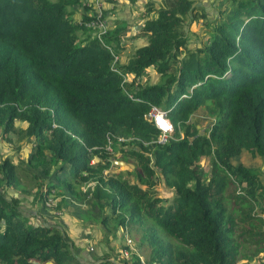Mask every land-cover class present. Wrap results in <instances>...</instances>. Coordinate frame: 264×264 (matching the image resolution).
I'll use <instances>...</instances> for the list:
<instances>
[{
	"label": "trees",
	"instance_id": "1",
	"mask_svg": "<svg viewBox=\"0 0 264 264\" xmlns=\"http://www.w3.org/2000/svg\"><path fill=\"white\" fill-rule=\"evenodd\" d=\"M79 1L0 0V138H33L28 163L47 152L57 166L47 183L32 176L30 188L44 200L55 190L83 198L81 185L92 182V207L107 209L102 225L113 220L135 242L130 264L260 260L264 185L256 168L232 158L243 150L264 158V0H223L193 48L185 26L204 9L160 0L149 11L148 1L132 35L119 25L102 37L118 56L129 41L145 39L114 64L118 73L97 39L77 40L83 28L68 9ZM148 67L158 81L133 85ZM151 105L165 109L173 127L163 144L147 117ZM198 109L211 119L202 131L190 121ZM113 151L132 164L131 178L108 171ZM15 167L0 156V186H20ZM70 246L58 226L31 223L0 187V264H78Z\"/></svg>",
	"mask_w": 264,
	"mask_h": 264
},
{
	"label": "rangeland",
	"instance_id": "2",
	"mask_svg": "<svg viewBox=\"0 0 264 264\" xmlns=\"http://www.w3.org/2000/svg\"><path fill=\"white\" fill-rule=\"evenodd\" d=\"M55 1V0H50ZM143 4L147 0H142ZM151 1V0H148ZM153 2H149L151 4V10L157 9V7L160 4V0H152ZM196 5L199 7H202L204 9V17H197L192 22H189L187 26H185V33L188 38V42L186 43V46L189 48L195 47L194 45L198 46L203 42L209 31V26L206 23V20L213 21L215 16V10L216 7H218L220 4H222L223 0H194ZM107 2V1H106ZM143 4L138 3L136 1L134 4H131L128 0H117L112 5L110 3L105 4V0H103V12H104V18L107 23L108 28H112L111 25L113 18H118L120 20H126L128 22V27L126 26V29L124 31L125 35H132L134 31L140 26L142 22V18L140 15L143 12ZM112 6V7H111ZM70 11V17L77 23L82 18L83 13V7L81 6V3L79 1V6H73L72 8L68 9ZM114 12H113V11ZM153 10V11H154ZM112 12L113 14H110L109 12ZM106 13V14H105ZM206 19V20H205ZM90 31H87L86 29H79L77 34V40H81L84 37H89L91 34ZM133 47V46H132ZM128 49V50H127ZM126 53H121L120 58L121 62L124 63L129 55L131 54V50L129 48H126ZM132 75H128L126 78V82H129L132 80ZM158 81V75L155 73L153 67L148 68L144 73L141 74V76L137 79H134L133 85L139 84V83H156ZM190 121L195 123L197 127L202 131L206 126L208 127V124L211 122L210 118H207L203 114L202 109H198L197 111L193 112L190 115ZM17 127H24V123L16 122L15 123ZM34 150V139L30 138H22L21 133H14L12 136H10L9 140H2L0 138V156L2 158L9 157L13 163L15 168L17 169L16 175L18 176V181L20 186L18 185V188L15 187H7L4 184H2L0 187L2 188V193L5 195L6 198H9L11 196L16 197L18 199V208L20 209L21 213L24 215H27L29 217V220L33 224H50V225H56L58 226L62 232L65 234L69 233L71 234L72 231H76L77 228V218H82V216L85 214V216H90L93 211L95 212V207H92L93 199L90 201V194L89 191L91 189L90 185H87L86 187L83 186L85 195L83 198H80V195L77 193L75 197L70 196L69 194L65 192H59L58 190L54 191V196L56 200V204L50 207H46L44 205V199H39L37 197V193L39 191V188L33 187L30 188V184L33 181L31 178L32 176H35L39 178V180L44 181L45 183L49 182L48 177L53 174L54 171H56L57 166L51 164L50 157L46 154L45 156L38 160V161H32L31 164L28 163V157L33 153ZM112 152V148L110 150ZM111 163L110 167L108 169L109 172H122L124 173L126 177L131 175V163H120L121 161L116 153L113 151V153L110 154ZM92 162H94V159H91ZM232 164H242L248 167H254L257 169L258 173V179L261 182L262 185H264V158L254 155L252 156L247 151H242L238 156L232 158ZM200 167L203 170H207L208 167V160L202 159L199 162ZM43 170H46L49 172L47 175L43 173ZM44 177V178H40ZM131 178V177H130ZM31 180V181H30ZM38 180V181H39ZM21 184L22 189L24 191H21ZM82 186V185H81ZM159 188L158 192L160 196H168L169 193H167L166 190H164L161 185H157ZM42 189V188H41ZM233 190V186L229 185L227 187V191L231 192ZM65 193V194H63ZM64 196V197H63ZM262 205L258 204L256 207L257 213L261 214V217L264 221V194L261 198ZM89 201V202H88ZM262 206V207H261ZM100 219V218H99ZM96 222V221H94ZM98 224V221H97ZM96 225V224H95ZM127 238L131 239L128 235H126ZM123 246L125 242V233L123 235ZM66 239L69 240L66 236ZM132 245L135 246V242L133 239L130 240ZM122 246V244H121ZM119 247V249L121 248ZM260 260H251V261H245L241 260L237 264H259L260 261L264 262V254L260 253Z\"/></svg>",
	"mask_w": 264,
	"mask_h": 264
},
{
	"label": "crops",
	"instance_id": "3",
	"mask_svg": "<svg viewBox=\"0 0 264 264\" xmlns=\"http://www.w3.org/2000/svg\"><path fill=\"white\" fill-rule=\"evenodd\" d=\"M106 1L107 0H105V4L107 5V3L109 2L108 1L106 2ZM128 1L131 4H134L136 1H138V3L140 4H143L142 0H128ZM147 2L148 0L145 1L143 4L144 8L142 9L143 12L140 15L141 18H143V15H145V8H146L145 5L147 4ZM112 4L113 3H110V5ZM108 12L110 14H113L110 11H107V13ZM111 25L113 26L112 28H110L111 31L115 27H118L119 25L122 26L123 36H128L124 34L126 26L128 27V22L126 20H120L115 17L112 19ZM144 43H145L144 38H137V39L131 40L126 44L124 50H122L121 53L122 52L126 53L127 52L126 48H129V50L133 52L135 48L142 46ZM120 55H119V60L121 61ZM147 69H145V71ZM119 162L122 164L128 163L123 160ZM131 167H132V164H131ZM104 215H107L106 208L104 209V214H100L97 210L95 212L93 211V213H91L90 216H87V217L84 214L82 218L76 219L77 230L72 231L71 234L66 233V236L69 239L68 241L71 244L70 246L71 251L78 264H130V260H121L118 257V249L121 246V244L123 245L122 229L119 226H115L114 228L113 220H107V222H105V226H103L101 217ZM97 221H98V224H97Z\"/></svg>",
	"mask_w": 264,
	"mask_h": 264
},
{
	"label": "built area",
	"instance_id": "4",
	"mask_svg": "<svg viewBox=\"0 0 264 264\" xmlns=\"http://www.w3.org/2000/svg\"><path fill=\"white\" fill-rule=\"evenodd\" d=\"M81 6L83 7V16L79 21H77V24L81 28H85L91 32V35L97 39L111 54L112 56V62H111V68L118 73V71L114 68V64L119 61V56L114 54L113 50L108 46L105 45V43L102 40V37L107 33L108 26L104 18V10H103V0H80ZM126 76H123V81L126 80ZM129 98H132V96L129 93H126ZM148 119L151 121V123L156 127L159 134L156 138V143L163 144L166 139L168 138L169 134L172 132L173 127L172 124L167 117V112L165 109L151 105L147 114ZM107 146L106 150L110 151V144L109 139L107 138ZM118 141H123V138L118 137ZM92 182H88L83 184L80 189L84 191V187L87 185H92ZM53 192H51V195L48 197L47 200L44 201V205L46 207H50L55 205V202L57 199L53 198ZM125 233V242L124 246L122 245L120 249H118V257L121 260H129L130 255L132 252H134V246L132 245L129 238L126 236ZM139 259L142 260V258L139 256Z\"/></svg>",
	"mask_w": 264,
	"mask_h": 264
}]
</instances>
